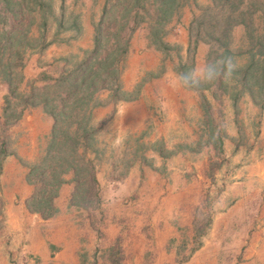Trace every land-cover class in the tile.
<instances>
[{
  "label": "rangeland",
  "instance_id": "374dc122",
  "mask_svg": "<svg viewBox=\"0 0 264 264\" xmlns=\"http://www.w3.org/2000/svg\"><path fill=\"white\" fill-rule=\"evenodd\" d=\"M180 1L183 5L167 23L164 32L158 33L157 37L153 36L151 30L156 31L154 26L157 23L156 15L159 13L160 2L145 0L140 3L143 7L139 12L137 9H131L130 15H126L129 18L121 20L124 26L119 37L121 43H118L121 45L116 64L119 70L117 81L108 80L104 74L98 76L95 86L89 87L88 90L83 88L84 94L73 97L64 109L62 99H65L66 88L60 83L53 86L55 79L74 70L93 53L98 34L96 26L100 23L102 26L99 27L102 29L109 28L105 30L104 44L111 47L115 45L117 41L113 35L117 29L114 19L124 15L121 12L125 5L119 4L118 0H19L22 7L18 6L12 13L8 11L6 14L3 11L4 3L0 0V35L6 34V31H15L16 34L21 31V36H17L19 39L16 46L5 51L6 56L17 52L12 57L15 72L12 75L11 89L5 75V63L0 61V145L7 144V154L16 145V139H12L11 128L32 108H43L54 120L55 126V118L46 110L44 101L40 104L32 102L42 100L40 96L34 99V93H54L51 97L55 99L58 109L53 110L50 105L49 110L56 114L63 112L64 115L58 122L61 131L58 144L51 148L56 138L52 135L36 141L39 151L34 160L28 162V168L29 171L38 167L46 170L48 175H45V181L52 178L51 173L65 168L61 163V152L73 155L79 164L82 160L84 163L88 162L96 179L99 176L103 182H107V186L102 188L97 179L98 184L94 188L85 190L89 196L87 200L76 199L77 206L94 208L101 201L110 204L112 200L103 199L104 195L109 198L117 187L116 183L136 164L152 168L155 177L163 176V179L169 178V181H172L168 169L174 166L173 162L177 156L182 155L186 162L193 163L189 164L193 168L187 174L189 177H195L196 167L199 165L195 163L202 162L201 151L206 147L216 149L213 153H207L214 156L210 159L208 174L205 175L207 181L203 184L200 194H191L183 203H190L185 207L194 210L195 220L209 224L210 213H217L227 207L257 209L263 206L264 201L260 199L258 192V180L249 181V177L253 178L259 173V152L255 149L257 145L254 138H258L256 123L264 114V106L248 92H244L236 100L241 86L233 79L226 82L227 84L221 78L213 84L202 85L199 90L193 91L196 95L190 98L181 93L180 89H172L167 85L166 74L186 72L195 63L211 60V57L216 56L215 53L222 54L225 49L212 42L205 30L198 29L199 18L204 10L213 4V0ZM130 4L133 5V0H130ZM136 13L140 15L138 21L134 19ZM43 19L47 21L48 27L47 30L40 31L37 23H42ZM22 21L24 24H21ZM28 24L31 26L26 37L39 39V42L31 44L26 42L27 40L23 41ZM85 25H89L91 29L89 38L82 44L86 47L78 45L81 42L79 38L71 44L81 32L83 33ZM133 27L136 28L131 32ZM42 32L45 35L42 36ZM231 37L233 49L243 47L246 41L244 27L233 29ZM43 38L51 42L50 46L54 43L69 44V54L52 63L46 59L47 55L41 58L43 52L50 48L49 46L41 50ZM2 44L0 42V45ZM2 50L3 48L0 49ZM102 52V55H105L104 48ZM33 59H36V66L31 71V76H25V68ZM238 59L239 64L246 63V56L239 55ZM48 86L51 88L46 89ZM172 90L177 91V95L171 93ZM84 98L86 105L81 103ZM7 103L11 107L10 111L15 112L9 123L4 117ZM128 103L131 106L128 105L129 108L124 110L127 112L125 119L129 118L123 124L120 118L122 114L119 113L121 107ZM89 114V131L92 136L89 135L87 139L79 121ZM16 115L22 117L16 120ZM238 128L240 135L237 142L242 144L233 147L230 153H225L221 139L227 138L228 133L233 130L238 131ZM66 134H70L78 145L73 141L65 143ZM76 148L79 149V154H72ZM155 154L167 159L168 166L162 164L158 158H152ZM69 172L73 171H67L63 175ZM236 184L244 186L234 188ZM85 186L89 187L90 182ZM95 193L97 196H94ZM221 198L222 207L214 210L213 204ZM108 208L115 206L109 205ZM201 211H207L205 213L208 216L200 214ZM204 234V231L195 230L183 233L185 241L175 248L177 264H234L236 259L230 249H209V252L198 260L195 254L203 246L201 238ZM215 252H220L221 255H212Z\"/></svg>",
  "mask_w": 264,
  "mask_h": 264
},
{
  "label": "crops",
  "instance_id": "0c3cea01",
  "mask_svg": "<svg viewBox=\"0 0 264 264\" xmlns=\"http://www.w3.org/2000/svg\"><path fill=\"white\" fill-rule=\"evenodd\" d=\"M90 32V26L85 25L83 33L71 44L79 38L78 45L86 47L82 44ZM67 46V43H54L41 58L47 55L51 63L59 60L69 54ZM35 60L25 68V76H31ZM180 91L188 98L196 95L193 91ZM128 105H123L119 113L123 124L129 118L125 119L124 110L131 106ZM256 126L258 138H254V143L259 152V173L249 177V181L258 180L259 197L264 201V114ZM53 127L51 116L43 108L35 107L11 128L16 145L0 165V264H13L18 257L24 264H177L175 248L185 241L183 233L194 230L205 232L201 238L203 246L195 254L198 260L209 249H230L236 259L234 264L239 261L240 264H264V205L257 209L227 207L210 213L211 221L204 224L195 220L194 210L185 207L190 203L183 204L191 194L202 192L210 159L214 158L207 153H213L215 148L206 147L201 151L202 162L195 163H199L195 177L187 174L193 168L189 164L193 163L186 162L182 155L173 159L174 166L168 169L172 181L155 177L152 168L136 164L116 183L109 198L104 195L103 199L112 202L101 201L94 208L75 204V176L69 172L62 176L63 183L54 200V215L44 218L31 205L37 185L29 180L28 162L38 154L35 142L49 138ZM237 130L221 139L225 153L242 144L237 142L240 135ZM4 147L8 151L7 144ZM152 158H158L162 164L167 161L156 154ZM97 179L102 188L107 186L99 176ZM241 185L236 184L234 188ZM109 205L115 208L107 209ZM201 212L208 216L207 211Z\"/></svg>",
  "mask_w": 264,
  "mask_h": 264
},
{
  "label": "trees",
  "instance_id": "16d2710c",
  "mask_svg": "<svg viewBox=\"0 0 264 264\" xmlns=\"http://www.w3.org/2000/svg\"><path fill=\"white\" fill-rule=\"evenodd\" d=\"M36 1V0H35ZM145 0H133V5L130 4V0H118L119 4H124L125 8L121 12L124 13L123 16L120 15L121 18L117 20L114 19L116 24L117 31L113 36L116 38L115 45L107 46L104 44V36L106 34L105 30H109V28L102 29V24L97 25L98 34L95 41V50L93 53L86 58L78 67H76L72 71H68L60 78L55 79V85L63 84L66 88L65 99H62V103L64 104L63 108H67V104L70 103L73 97L80 96V94H84L82 90L85 88L89 89L91 86H95L97 83V77L107 76L108 80L117 81L119 77V70L117 68V60L119 58L120 45V32L123 29V22L125 18H129L126 15H130L131 9H137L139 12L140 8L143 7L140 3ZM157 3L160 2L161 6L159 8V13L156 15L157 23H155L154 28L152 29V33L154 37L158 36V33H163L164 28L167 23L171 20L174 14L177 12L178 8H180L183 3L180 0H156ZM4 3L3 11L7 14L12 13L16 7H22V4L19 0H1ZM132 3V1H131ZM37 5V4H35ZM40 6H43L40 4ZM130 6V7H129ZM137 6V8L135 7ZM120 13V14H121ZM19 15V13H17ZM20 17V16H16ZM3 18V17H1ZM140 15L136 13L134 19L138 21ZM4 19V18H3ZM24 19V18H23ZM119 20V21H118ZM128 22V21H127ZM37 23V22H36ZM139 23V22H138ZM21 24H24L23 21ZM33 24V23H32ZM40 26L41 30H47L48 23L43 19L42 23H37ZM17 26V25H16ZM15 26V28H16ZM31 24H28L26 31H24L25 35H23V41L29 43H37L39 39H31L27 38L26 35L30 30ZM128 26V23L126 24ZM242 26L246 31V41L241 48L233 49L231 47V33L232 30ZM14 28V29H15ZM136 27H133L132 31L135 30ZM205 30L211 39L212 42L220 44L221 47H224V51L222 54L215 53V57H211V60L219 59L225 56H231L234 58L235 62L238 59L239 55L246 56V63L239 64V59L237 63V70L234 72L231 79L238 82L241 86V91L236 97L238 100L244 92H248L251 96H253L256 100H259L262 106H264V0H213V4L210 7H207L204 10L203 15L199 18L198 29ZM6 34L0 35V42L3 44L0 45V61L5 63L6 67V78L8 82H10L9 87L11 89V84L13 83L12 75L14 74V67L12 65L13 59L12 57L16 55L17 52H12L10 55L6 56L5 51L9 48L16 46V42L19 39L17 36H21V31H18V34L15 31H6ZM43 33V32H42ZM45 35L44 33L42 36ZM108 35H106L108 40ZM43 38V42L41 44V50L47 49L51 42H48ZM33 41V42H32ZM32 46V45H31ZM103 48L105 49V55H102ZM214 54V53H213ZM17 74V73H16ZM222 81V80H221ZM226 83V82H224ZM227 84V83H226ZM48 86L46 89H50ZM9 89V90H10ZM54 93H51V95ZM255 94H258L256 97ZM34 99H38L39 96L42 100L32 101L33 103L40 104L44 101V106L46 110L52 114L55 118V126L53 130L52 136L56 137L53 141L51 148H53L56 144H58V138L60 136V118L64 117L63 112L54 113V111L49 110V106L52 105L53 110L58 109L56 101L53 97H51L49 92H42L38 94L34 93ZM32 98V97H31ZM29 100V98H28ZM82 100V104L86 105L87 102ZM9 103V102H8ZM5 109L4 117L6 118V122H10L11 117L15 114L14 111H10V105H8ZM73 111V108L70 109V112ZM92 114V113H91ZM91 114L84 115L82 119L79 121L80 127L85 130L84 134L87 139L92 136L90 133L89 121ZM20 116H14V119H20ZM67 118V117H66ZM13 119V118H12ZM66 143L73 141L74 138L70 136V134H66ZM54 139V138H53ZM63 143V142H62ZM75 143V142H74ZM77 144V143H75ZM78 145V144H77ZM50 148V149H51ZM72 154H79V149L76 148L72 151ZM7 156V151L4 147V143L0 149V165L1 161L4 157ZM61 163L65 166L62 171L54 172L52 178L44 181L45 175H48L46 170H42L38 168H32L29 173V180L34 182L37 185V192L32 200V208L40 212L44 218H49L54 215V200L58 194V189L63 183L62 175L67 171H73L76 182V194H75V204H77L76 199L87 200L89 196L86 194L87 190H91L94 188L98 182L94 175V171L92 166L88 162L83 160L79 164V162L73 157L71 154H66L61 152ZM36 172H39L38 174ZM36 173V174H35ZM41 177V178H39ZM44 181V182H42ZM90 182V186L87 187L85 184ZM92 184V186H91ZM42 186V188H40ZM88 188V189H87ZM86 190V191H85ZM42 195L40 198L39 196ZM94 196H97L95 193ZM36 202V203H35ZM86 208V207H84Z\"/></svg>",
  "mask_w": 264,
  "mask_h": 264
},
{
  "label": "clouds",
  "instance_id": "9594fccd",
  "mask_svg": "<svg viewBox=\"0 0 264 264\" xmlns=\"http://www.w3.org/2000/svg\"><path fill=\"white\" fill-rule=\"evenodd\" d=\"M237 70V63L231 56L221 57L219 59L208 60L203 63H195L186 72H172L166 74L168 87L172 89L199 90L202 85L213 84L219 79L225 82L231 80L234 72ZM119 143V140H117ZM222 207V198L213 204V209Z\"/></svg>",
  "mask_w": 264,
  "mask_h": 264
},
{
  "label": "built area",
  "instance_id": "2783aa9c",
  "mask_svg": "<svg viewBox=\"0 0 264 264\" xmlns=\"http://www.w3.org/2000/svg\"><path fill=\"white\" fill-rule=\"evenodd\" d=\"M13 264H24V261L21 257H18V259H14Z\"/></svg>",
  "mask_w": 264,
  "mask_h": 264
}]
</instances>
